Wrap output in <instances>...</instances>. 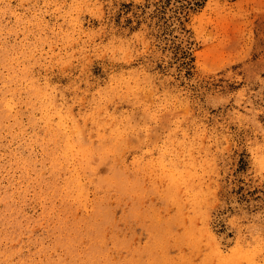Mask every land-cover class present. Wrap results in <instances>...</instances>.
Listing matches in <instances>:
<instances>
[{
    "label": "rangeland",
    "instance_id": "rangeland-1",
    "mask_svg": "<svg viewBox=\"0 0 264 264\" xmlns=\"http://www.w3.org/2000/svg\"><path fill=\"white\" fill-rule=\"evenodd\" d=\"M0 264H264V0H0Z\"/></svg>",
    "mask_w": 264,
    "mask_h": 264
},
{
    "label": "bare ground",
    "instance_id": "bare-ground-1",
    "mask_svg": "<svg viewBox=\"0 0 264 264\" xmlns=\"http://www.w3.org/2000/svg\"><path fill=\"white\" fill-rule=\"evenodd\" d=\"M10 261V260H9Z\"/></svg>",
    "mask_w": 264,
    "mask_h": 264
}]
</instances>
